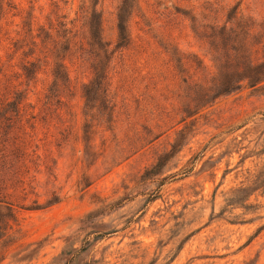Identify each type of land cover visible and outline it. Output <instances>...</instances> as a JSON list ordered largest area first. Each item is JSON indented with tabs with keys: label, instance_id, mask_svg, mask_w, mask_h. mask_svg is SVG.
I'll return each mask as SVG.
<instances>
[{
	"label": "rangeland",
	"instance_id": "1",
	"mask_svg": "<svg viewBox=\"0 0 264 264\" xmlns=\"http://www.w3.org/2000/svg\"><path fill=\"white\" fill-rule=\"evenodd\" d=\"M244 63L264 0H0V264H264Z\"/></svg>",
	"mask_w": 264,
	"mask_h": 264
},
{
	"label": "trees",
	"instance_id": "2",
	"mask_svg": "<svg viewBox=\"0 0 264 264\" xmlns=\"http://www.w3.org/2000/svg\"><path fill=\"white\" fill-rule=\"evenodd\" d=\"M94 17L95 16H93L91 18V20L89 22V26H90L91 36L93 38H97L98 37L97 31H98V27H99V21ZM118 27H119L120 32L125 30V25H123L122 23H120ZM121 38H125V36H121ZM31 65L33 67H35V64H31ZM27 72L30 73L31 71L28 70ZM58 74L59 73L57 71L55 75L58 77ZM263 76H264V63L257 65V66H253L251 64L244 63V65L240 71H235L231 74H221V79L219 80V83H218L219 88L217 89V92L219 94V93L229 92L233 89H236L240 86L239 82L245 78H248L250 80V82H254V84H255V83L261 81L262 80L261 77H263ZM59 77H61V76H59ZM18 104H19V102H17V101H12V102L8 103L11 111L14 112V115H18V112H19ZM0 116H1V114H0ZM9 212H11V211H9ZM8 216H9L8 218H11L12 214L9 213ZM6 225H7L6 220H0V231L4 230Z\"/></svg>",
	"mask_w": 264,
	"mask_h": 264
}]
</instances>
